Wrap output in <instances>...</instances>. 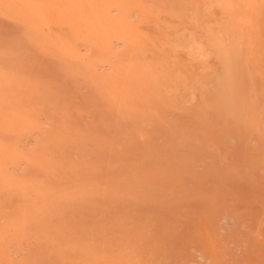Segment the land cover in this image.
<instances>
[{
	"label": "bare ground",
	"instance_id": "6f19581e",
	"mask_svg": "<svg viewBox=\"0 0 264 264\" xmlns=\"http://www.w3.org/2000/svg\"><path fill=\"white\" fill-rule=\"evenodd\" d=\"M0 264H264V0H0Z\"/></svg>",
	"mask_w": 264,
	"mask_h": 264
},
{
	"label": "rangeland",
	"instance_id": "374dc122",
	"mask_svg": "<svg viewBox=\"0 0 264 264\" xmlns=\"http://www.w3.org/2000/svg\"><path fill=\"white\" fill-rule=\"evenodd\" d=\"M133 213L136 214V211L134 210V211L131 213V215H133ZM135 214H134V215H135ZM190 240H191V239H190ZM194 241H195V240H193L192 242H194ZM183 242H184V241H183ZM187 242L190 244V242H189L188 239H187ZM187 242H185L186 244H185V243H181V244H182L183 246H184V244H185V247H186V246L189 247L190 245H189ZM197 243H198V242H197ZM191 245H196V243L194 242V244L192 243Z\"/></svg>",
	"mask_w": 264,
	"mask_h": 264
}]
</instances>
